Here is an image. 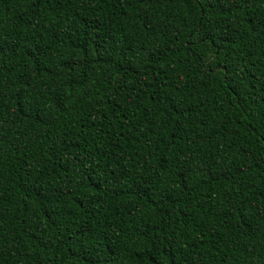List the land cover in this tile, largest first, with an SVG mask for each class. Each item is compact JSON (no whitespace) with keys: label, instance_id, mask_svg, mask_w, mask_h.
<instances>
[{"label":"trees","instance_id":"16d2710c","mask_svg":"<svg viewBox=\"0 0 264 264\" xmlns=\"http://www.w3.org/2000/svg\"><path fill=\"white\" fill-rule=\"evenodd\" d=\"M0 264H264V0H0Z\"/></svg>","mask_w":264,"mask_h":264}]
</instances>
